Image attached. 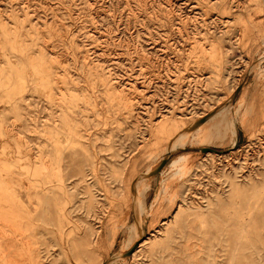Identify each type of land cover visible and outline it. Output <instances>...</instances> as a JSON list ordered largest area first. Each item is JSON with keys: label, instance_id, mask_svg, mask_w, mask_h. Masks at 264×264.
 Masks as SVG:
<instances>
[{"label": "rangeland", "instance_id": "1", "mask_svg": "<svg viewBox=\"0 0 264 264\" xmlns=\"http://www.w3.org/2000/svg\"><path fill=\"white\" fill-rule=\"evenodd\" d=\"M118 256L264 264V0H0V264Z\"/></svg>", "mask_w": 264, "mask_h": 264}, {"label": "bare ground", "instance_id": "2", "mask_svg": "<svg viewBox=\"0 0 264 264\" xmlns=\"http://www.w3.org/2000/svg\"><path fill=\"white\" fill-rule=\"evenodd\" d=\"M231 114V113H230ZM230 114H229V112L228 111H226L225 112V114L223 115V117L221 118V120H217V122L215 123V126H217V128H218V132H220L221 130H233L234 129V122H233V118H231L232 116H230ZM196 126H199V125H192L191 127H189V128H187V129H185V130H183V131H181L180 133H178L177 135H176V137L173 139V141H172V145L170 146V150H172V151H174V149H175V147H176V144H177V142H178V140L184 135V133L186 132V131H188V130H190V129H193L194 127H196ZM211 153H215V152H211ZM183 159H184V157L183 156H181L180 158H178L177 160H176V162L174 163V166H177V165H180L181 163H182V161H183ZM156 170V169H155ZM154 171V169H151L150 171H148L147 172V174H150V173H152ZM137 186H138V183L136 182V184H135V187H134V190H135V192H134V207H135V202H136V194H137ZM143 196H144V194L142 193V200H143ZM144 201V200H143ZM140 204V203H139ZM136 210H137V208L135 207V212H136ZM137 217V216H136ZM139 226V232H138V236H140L141 235V233H142V226L141 225H138ZM131 241L129 240L126 244H125V246L123 247V249L125 250V251H129V249H131L132 247L129 245V243H130ZM123 255V254H122ZM122 255H119L120 257L122 256ZM119 256L118 257H116V258H114V259H112L111 261L112 262H110L111 264H116V261H119ZM123 257V256H122ZM109 263V264H110Z\"/></svg>", "mask_w": 264, "mask_h": 264}]
</instances>
